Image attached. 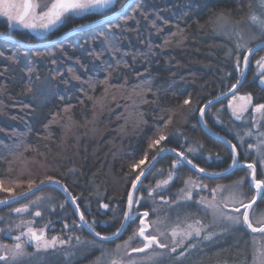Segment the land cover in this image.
Returning a JSON list of instances; mask_svg holds the SVG:
<instances>
[{"label":"trees","instance_id":"1","mask_svg":"<svg viewBox=\"0 0 264 264\" xmlns=\"http://www.w3.org/2000/svg\"><path fill=\"white\" fill-rule=\"evenodd\" d=\"M254 9L255 0H138L123 18L107 28L86 29L50 48L24 50L0 39V182L11 189L0 191V200L27 191L29 181L38 184L52 176L77 199L89 223L95 222V231L111 235L123 219L128 190L138 174L130 166L143 159L146 152L149 160L155 155L148 145L160 134L169 137L162 142L163 147L193 149L187 153L189 158L207 172L227 168L231 151L200 129L198 112L237 81L233 61L238 38L260 32L248 22ZM260 42L264 37L248 44L241 55ZM262 55L264 47L251 58ZM256 78L251 65L238 91L250 94L254 105L264 103V86L257 85ZM225 103L208 108L204 124L238 145L239 141L229 134L222 135L215 123L218 117L234 128L238 126L231 121ZM241 149L238 147L240 157ZM251 156L259 178V162L253 158L255 154ZM173 159L169 154L159 159L135 195L147 198L149 186L155 187L167 178ZM161 169L162 176L154 175ZM245 175V170H238L221 179L203 178L200 182L207 184L208 190L193 195L192 201L203 195L209 197L216 185H230ZM175 177L154 200L146 199L139 211H149V219L159 218L170 225L171 216L178 213L204 223L196 214L197 206L189 208L192 201L179 207L171 203L178 199L185 180L200 176L183 166ZM38 197L42 199L29 212L13 211ZM101 204L109 208H101ZM153 208L161 212L153 214ZM38 210L41 217H34ZM27 221L33 223H22ZM73 221L76 219L62 193L54 186H45L31 198L0 209V244L14 245L13 238L28 226L36 231L43 228L49 239L59 236L67 240L72 236L82 242L92 241L82 228H63L65 222L72 225ZM138 225L139 220L130 224L123 237L113 243L77 244L73 239L72 246L48 249L25 243L24 254L15 264H104L109 257L102 262L103 249L113 256L117 245H124ZM214 233L208 240L203 235L189 239L175 253L157 248L133 251L142 247L138 239L122 247V255L115 256L120 264L149 260L156 264H249L254 241L262 257L259 262L264 263V241L243 231L224 247V256L205 254L200 246L212 249L225 240ZM149 254L151 257H146ZM112 259L108 260L110 264Z\"/></svg>","mask_w":264,"mask_h":264},{"label":"snow or ice","instance_id":"2","mask_svg":"<svg viewBox=\"0 0 264 264\" xmlns=\"http://www.w3.org/2000/svg\"><path fill=\"white\" fill-rule=\"evenodd\" d=\"M117 0H24L21 3H15L14 0H0V17L6 18L9 25H19L25 29L29 30H40L43 32L51 31L58 24L64 23L65 21L73 18H82L86 13H93L100 11L101 9H106L113 6ZM254 23H259L262 30H264V20H258L257 17H251ZM85 26L79 25L77 30H82ZM239 35V33H238ZM264 46V45H262ZM245 47L244 43H237L236 45V71L240 73V77L237 79L236 83L231 85V88L227 92L223 93L222 96L226 97L232 94V99L229 100L228 108L232 110V114L236 120H241L243 113L248 111V107L252 104V96L250 94L237 96L235 95V90L238 85L242 82V77L245 75L246 69L250 62V54H253L258 49L248 48L246 52H243V69L241 68V50ZM256 66L258 69V75L260 76L261 83H264V57H261L256 61ZM220 97H217L219 100ZM241 102L238 106L234 103L235 101ZM185 104H189V100L184 101ZM209 105L212 101L208 102ZM253 113H258L261 119H264V104H256L252 108ZM201 120L203 121L205 108L200 109ZM217 122L219 118H217ZM257 121L255 117L253 118V126L255 127ZM207 125L205 124V127ZM236 139L240 142L239 145L233 144L231 140L221 138L223 142L228 145L231 149V162L228 164L227 168H224L220 172H206L204 168H200L193 164L192 159L189 158L187 153L193 152V149H187L186 151H177L175 148H166L162 146V142H165L169 137L165 134H160L158 138L152 139L148 145L149 151H154L155 155L148 159V152L145 153L143 159L132 164L131 171L138 172L135 179L132 180L131 190L128 193L127 199V209L123 212V219L119 222V227L111 235H101L100 232L95 231V222L89 223L85 218V214L81 212L80 206L77 203V199L72 197V194L68 191L67 187L60 184V180L52 176H46L43 180H40L37 184L35 181L28 182V190L31 192L32 189H39L41 186L47 184H56L62 188V190L67 193L68 197H72L71 202L75 205V212L79 215V222L73 221L72 225L67 222L64 223L63 228L68 230L72 227L75 228H86L93 236L92 241H80L79 237L69 236L67 240L59 236H52L50 239L47 237L45 230L42 228L36 231L33 227L28 226L25 231H22L19 235L15 236L13 239L16 241L14 245L0 244V261L4 264H15V262L23 256L24 244L25 243H35L37 247L56 248L58 246H72L73 239L76 240L77 244L90 243L95 244L98 238L99 242L111 241L114 238H118L119 235L127 229V227L139 220V225L133 234L129 237L128 241L124 242V245H117L115 251H119L121 247L127 248L129 243L140 240L142 247L133 249V251L143 252L145 249H167L171 253H175L177 248L184 245L186 240L194 237H200L202 233L208 231L209 228L218 225L226 224L229 227L233 226H243L250 229L253 233L264 234V218L256 220L254 226L253 220L250 218V209L256 202L257 198L264 197V172H258L256 164L242 162L240 160V153L238 152V147L242 148L245 142V137H251L253 132L251 130L245 131L243 135L239 131L234 133ZM258 143L256 145L249 144L248 148L253 149L255 147L257 157L260 160L261 167H264V133H258L257 135ZM166 154H174L175 159H173L171 164V171L168 172L167 178L160 180L156 183L155 187L149 186L147 198L144 196H136V191L141 190L143 186V179L146 178L147 174L152 171L155 167V163L159 159L163 158ZM211 159V155L209 156ZM217 159H221L217 154ZM147 161V166L145 163ZM183 166H190L197 173L202 174L201 177L197 179H187L185 180V187L180 189L179 197L177 200L172 201L177 207L181 203H187L193 200L194 193L198 194L201 191H207L208 185L200 182L203 178L208 179H219L228 174H231L235 170H245L246 175L241 177L239 180L234 181L230 185H216L210 190L211 199H207L205 196H200L195 203L198 206L203 207L206 210L211 211V223L205 224L200 219H195L193 223H189L186 227L181 228L180 225L172 228L169 231H162L161 221L159 218L156 220L149 219L150 212L144 211L140 212L139 208L142 206L146 199H155L156 195H159L164 191L170 183L175 180V173ZM163 170H158L154 175H163ZM248 183L255 195L252 196L250 201L246 202L245 194L241 191L242 186ZM0 191H9L11 189H6L3 187L2 182H0ZM228 194L225 196L224 193ZM20 196H24L23 193ZM17 199L16 196L12 197V201ZM42 198L38 197L37 201H31L30 204L24 205L20 208H16L13 211L17 214H22L29 212L31 206H37L38 201ZM163 199L165 204H169L167 199ZM9 200H0V204L9 203ZM63 207V205H61ZM101 208L108 209V204H101ZM153 214L156 213L157 209L153 208L150 210ZM42 212L36 211L34 217H41ZM179 216V213L177 214ZM27 225H31L32 221L22 222ZM50 223V222H49ZM49 225H45L47 228ZM21 225H16V228H20ZM213 233L208 232L204 236L205 239H210ZM22 237L25 238L22 240ZM169 237H171L169 241ZM183 252L180 253L183 256ZM155 255H159L155 253ZM111 264H120V261L116 258L111 260Z\"/></svg>","mask_w":264,"mask_h":264},{"label":"flooded vegetation","instance_id":"3","mask_svg":"<svg viewBox=\"0 0 264 264\" xmlns=\"http://www.w3.org/2000/svg\"><path fill=\"white\" fill-rule=\"evenodd\" d=\"M127 1L128 0H117V2L113 6H110V7L106 8V9H101L100 11H97V12L86 13L82 18L69 19V20L65 21L64 23L60 24L59 26H56L55 28H53L51 31H48V32H43V31H40V30H29V29H25V28H23V27H21L19 25H14V24L10 26L9 22L7 21L6 18L0 17V33L4 34L6 36H9L11 38H14V39H16V40H18V41H20L22 43L38 45V46L39 45H43V44H45V43H47V42L59 37L60 35H62L66 31H68L70 29H73V28H75V27H77L79 25H84V24H87V23H95V22H97V21H99V20H101V19H103V18H105L107 16L112 15L117 10H119ZM137 1L138 0H136V2ZM14 2L22 4L24 2V0H14ZM124 14L121 17H119V18H117L115 20L94 25L93 27H91V29L92 30H94V29H98L99 30V29L107 28V26L109 24L115 22L118 19L123 18L125 16ZM78 23H80V24H78ZM76 24H78V25H76ZM39 47H37L36 49H42V48H39ZM36 49H34V50H36ZM242 59H243V55H241V57H240L241 64H242ZM250 60H251V57H250ZM235 62H236V60L233 61V63H235ZM250 66H251V64H250ZM250 66L248 65V67L246 69V75H247V71L249 70ZM238 75L240 76V73ZM245 78H246V76H245ZM256 83H257V85L264 86V83H261V79L258 76L256 78ZM238 91H237V93L235 95L239 94ZM231 99H232V97H230L229 99L225 100L226 109L228 111V114L230 116L231 121L233 123L237 124L238 126H236V128H234L232 125L230 126V124L228 122H224L223 123L221 121V119H219V121H221V122H217V118L218 117L215 118V123L217 125H219L222 135H228L229 134L234 139H236V137L234 135L235 132L239 131L241 133V135H243V133L245 131L251 130L253 132V135L251 137H245V142H244L243 147H242L243 150L241 149V153L243 155L240 157V160H243L245 162L251 163V160H250L252 158L251 154H255L256 157H253V158H255V159L257 158V160L259 162V158L257 157V153H256L255 147L253 149H249L248 145L249 144L256 145L258 143L257 135H258V133H264V122L258 120V117H257L258 113L256 114V113L252 112V108L255 106L253 104V100H252V104L248 107V111L243 113L242 119L241 120H236L235 117L233 116L232 112L228 108V103H229V100H231ZM260 104H264V103H260ZM254 117H255V120L257 121L255 127L253 126V118ZM239 125H242V127L239 126ZM233 141L234 142H232V143L234 144L235 140H233ZM258 167L261 170L260 162L258 163ZM237 171L238 170H235L232 173L235 174ZM241 191L245 194L246 202L250 201L252 196L255 195L254 190L251 187H249V185L247 187L242 186ZM209 197H211V195ZM260 198L261 197H259L257 199L255 205H253L252 208L249 210L250 211V218L253 220L254 226H256L255 225V221H254L255 217L259 218L260 214H262V217L264 216V210L260 209V208L264 209V201H260ZM195 205L197 206L195 208L197 216L199 218H202L204 220V223H206L207 222V216H206V213L204 211L205 209L203 207L198 206L195 203V201H192V202H190L189 208H192V206L195 207ZM256 209L258 211L262 212L258 216H256L255 213H254L255 212L254 210H256ZM233 229H235V230L233 231ZM216 231H217L216 234L218 233V235H220L222 237H225L224 242H222L221 244H216L215 247L212 248V249H207V248H205L203 246H200L202 249L205 250V252L206 251L210 252L213 256H224L225 252H227V251L224 250V247L226 248L229 244H231L233 242L234 238H237L238 236H242V234L244 232L249 234L250 236L257 237L259 239L264 240V234L253 233V232H251L250 229H247L246 227H243V226L229 227L226 224H218ZM242 231H243V233H242ZM253 237H249V240L252 241ZM207 252L205 254H207ZM243 254H244V250H243L242 255Z\"/></svg>","mask_w":264,"mask_h":264},{"label":"water","instance_id":"4","mask_svg":"<svg viewBox=\"0 0 264 264\" xmlns=\"http://www.w3.org/2000/svg\"><path fill=\"white\" fill-rule=\"evenodd\" d=\"M136 2V0H128L119 10H117L115 13H113L112 15H110V16H107V17H105V18H103V19H101V20H99V21H97V22H95V23H87V24H84V28L82 29V30H77L78 29V26L77 27H75V28H73V29H70V30H68V31H66L65 33H63L62 35H60L59 37H57V38H55V39H53V40H51V41H49V42H47V43H45V44H43V45H32V44H26V43H22V42H20V41H18V40H16V39H14V38H11V37H9V36H6V35H4V34H2V33H0V39L1 40H3V41H7V42H10V43H13V44H15V45H17L18 47H20L21 49H24V50H34V49H36L37 47H39V48H50V47H52V46H54V45H56V44H58V43H60L61 41H63L64 39H66L67 37H70V36H73V35H75V34H77V33H80V32H82V31H84V30H86V29H89V28H91V27H93L94 25H97V24H101V23H105V22H109V21H112V20H115V19H117V18H119V17H121L134 3ZM262 45H264V42H260V43H257V44H255V45H253V46H251L250 48H254V49H261L262 47H264V46H262ZM256 52V51H255ZM254 52V53H255ZM253 53V54H254ZM253 54H250V57L253 55ZM242 66V69H243V59H242V64H241ZM245 76H246V72H245V75L242 77V82L238 85V88L235 90V94L237 93V91L240 89V87L242 86V84H243V82H244V80H245ZM240 77V76H239ZM238 77V78H239ZM236 83V82H235ZM228 91V90H227ZM227 91H225V92H227ZM224 92V93H225ZM223 94V93H222ZM222 94H220V95H218L217 97H220V99L219 100H217V97H215V98H213V99H211V100H209V101H212V104L211 105H209L208 104V102H206L202 107L203 108H205V111L208 109V108H210L212 105H214V104H217V103H219V102H222V101H225V100H227V99H229L230 97H232V94H229L228 96H226V97H224V96H222ZM201 107V108H202ZM200 108V109H201ZM198 126L200 127V129L207 135V136H209L210 138H212L213 140H215V141H217V142H219V143H221V144H223L224 146H226V148H228L230 151H231V149H230V147L228 146V145H226L224 142H223V140L221 139L222 137H220V136H218V135H216V134H214L213 132H211L207 127H205V124H204V120L202 121L201 120V113H200V110H199V112H198ZM169 155H172L174 158H175V156H174V154H169ZM157 163V162H156ZM156 163H155V165H156ZM147 166V165H146ZM145 166V167H146ZM191 172H193L194 174H196L197 176H202V174H199V173H197L194 169H191L190 168V166H186ZM207 172V171H206ZM150 173V172H149ZM148 173V174H149ZM209 173H211V172H209ZM147 174V175H148ZM230 174H228V175H226V176H224V177H227V176H229ZM224 177H222V178H224ZM142 179H144V178H142ZM206 179H208V178H206ZM219 179H221V178H219ZM214 180H216V179H214ZM60 184L62 185V186H64V187H66L63 183H61L60 182ZM45 186H54V187H56L61 193H62V195L64 196V198H65V200H66V202L68 203V205L70 206V208H71V210H72V212H73V214H74V217H75V219H76V221H77V223L79 222V215L75 212V205H73L72 204V202H71V199H72V197H68L67 196V193H65L63 190H62V188L60 187V186H58V185H56V184H45V185H43V186H41L38 190L37 189H32L31 190V192H29V190H27V191H25V192H23V194H24V196H20V194L19 195H16V197H17V199L15 200V201H12V197L11 198H8V199H6V200H9L10 202L9 203H6V204H0V209L1 208H4V207H8V206H11V205H13V204H16V203H19V202H22V201H24V200H26V199H28V198H30V197H32V196H34L36 193H38L39 192V190L40 189H42L43 187H45ZM131 190V186H130V188H129V190H128V193H129V191ZM69 191V190H68ZM127 199H128V194H127V198H126V203H125V209H124V211L127 209ZM258 199V198H257ZM257 201V200H256ZM82 230L85 232V233H87L90 237H92L93 239H94V236L86 229V228H82ZM126 231V230H125ZM125 231H123V233L121 234V235H119V237L118 238H114V239H112L111 241H105V243H113V242H116L117 240H119L120 238H122L123 237V235H124V233H125ZM97 241H99L98 240V238H95Z\"/></svg>","mask_w":264,"mask_h":264},{"label":"rangeland","instance_id":"5","mask_svg":"<svg viewBox=\"0 0 264 264\" xmlns=\"http://www.w3.org/2000/svg\"><path fill=\"white\" fill-rule=\"evenodd\" d=\"M251 15H250V17H249V20H248V22H249V25L251 24L252 25V27L251 28H257L260 32H252V33H248V34H246V35H243V36H240L239 38H238V40H239V42L238 43H244L245 44V47L241 50V52L242 51H244V50H246L247 49V46H248V44H251V43H253V42H255V41H257V40H259L260 38H262V37H264V30H262L261 29V27H260V25H259V23H254L253 21H252V19H251V17H253V16H255V17H257V19L258 20H264V0H255V9H254V11L253 12H251L250 13ZM62 24V23H61ZM60 24H58L57 26H59ZM233 29V28H232ZM256 33V34H255ZM237 45V44H236ZM236 45H235V49H236ZM261 57H264V55H262V56H260L259 58H257V59H255V60H253L252 58V60H250V63H249V66H250V64L252 65V67L255 69V73H256V75L257 76H259L258 75V69H257V66H256V61L257 60H259ZM235 67H236V62H235ZM238 74H239V72H238ZM237 96H241L240 94H237ZM237 106L241 103V102H239L238 100L237 101H235L234 102ZM230 111L232 112V110L230 109ZM257 114V113H256ZM257 117H258V120H260V121H263L264 122V119H261V117H260V115L259 114H257ZM259 162H260V160H259ZM260 167H261V163H260ZM260 172H264V167H261V170H259ZM184 187H185V185H184ZM183 187V188H184ZM228 193L227 192H225L224 193V195L226 196ZM194 195H196V193H194ZM203 196H205V195H203ZM13 197V196H12ZM205 197H207V199H211V197H209L208 198V196H205ZM9 198H11V197H9ZM31 198V197H30ZM68 204V203H67ZM205 211V213H206V216H207V224H210L211 223V220H212V217H211V211L210 210H204ZM255 212V215L256 216H258L260 213H262V212H260V211H258L257 209L256 210H254ZM157 212V215H158V213H160L161 211H156ZM22 214H24V213H22ZM163 215V214H162ZM262 218H264V216L262 217V214H260V217L259 218H256L255 217V219H254V221H256V220H259V219H262ZM171 225L168 223V224H166V223H162L161 224V230L162 231H169L170 232V230L172 229V228H174V227H176L177 225H180V227L181 228H184V227H186V225L187 224H189V223H193L194 221L193 220H190V218L189 217H187V216H185L184 214H182V215H180V216H171ZM205 223V224H206ZM217 230V225H215V226H213V227H211V228H209L208 229V231L207 232H205V233H202V235L203 236H205V235H207L208 234V232H211V233H213V235L215 234L214 232ZM217 232V231H216ZM194 238H199V237H194ZM170 239H171V237H169V241H170ZM191 239V238H190ZM205 239V238H204ZM255 239L256 240H258V241H261L262 239H259V238H257V237H255ZM208 240V239H207ZM262 241H264V240H262ZM186 242H188V240H186L185 241V243ZM262 244H264V242H261ZM193 245H191V247H192ZM253 249H255V251L253 250V254H252V258H251V260H250V262H249V264H264V263H260L259 262V259H261V258H259V255H261L260 254V251L258 250V245L253 241ZM155 248V247H154ZM257 248V249H256ZM117 249V248H116ZM115 249V250H116ZM113 251V256H110V255H107V253H108V251H107V249H103V251H102V253L104 254V257H102V262H104V258H106V257H109L108 258V260L110 259V257L111 258H116V256H119L120 254L122 255L123 253H121V252H123V249H122V247L119 249V251L117 252V251ZM146 250V249H145ZM144 250V251H145ZM155 252V251H154ZM119 255H118V254ZM102 254V255H103ZM116 255V256H115ZM146 257H151L150 256V254L148 255V256H146ZM133 259V258H132ZM137 259L138 260H142L143 258H139V257H137ZM108 260H106L105 261V263L104 264H110V261H108ZM100 261H101V259H100ZM130 262V261H129ZM132 264H156V262H153V261H151V260H149V262L148 261H140L139 263H137V261H133L132 262Z\"/></svg>","mask_w":264,"mask_h":264}]
</instances>
